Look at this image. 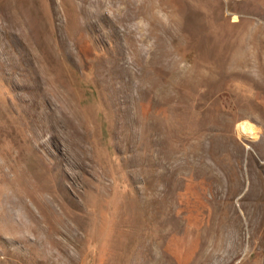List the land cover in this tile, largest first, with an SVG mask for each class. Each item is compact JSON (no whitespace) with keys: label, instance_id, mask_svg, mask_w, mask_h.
<instances>
[{"label":"rangeland","instance_id":"1","mask_svg":"<svg viewBox=\"0 0 264 264\" xmlns=\"http://www.w3.org/2000/svg\"><path fill=\"white\" fill-rule=\"evenodd\" d=\"M0 264H264V0H0Z\"/></svg>","mask_w":264,"mask_h":264}]
</instances>
